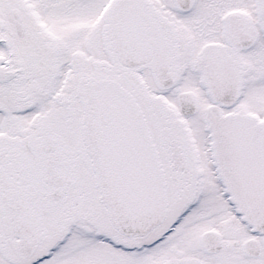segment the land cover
<instances>
[{
  "label": "snow or ice",
  "instance_id": "6c2138e0",
  "mask_svg": "<svg viewBox=\"0 0 264 264\" xmlns=\"http://www.w3.org/2000/svg\"><path fill=\"white\" fill-rule=\"evenodd\" d=\"M0 264H264V0H0Z\"/></svg>",
  "mask_w": 264,
  "mask_h": 264
}]
</instances>
